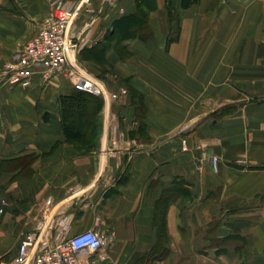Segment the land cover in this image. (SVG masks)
Masks as SVG:
<instances>
[{"label":"crops","instance_id":"0c3cea01","mask_svg":"<svg viewBox=\"0 0 264 264\" xmlns=\"http://www.w3.org/2000/svg\"><path fill=\"white\" fill-rule=\"evenodd\" d=\"M74 2L0 0V72ZM90 2L73 32L80 51L108 45L103 81L120 93L93 149L66 139L62 72L27 88L0 77V258L50 209L73 232L115 231L90 264H264V0H154L148 37L124 40L108 34L136 0ZM169 6L180 12L171 43Z\"/></svg>","mask_w":264,"mask_h":264},{"label":"built area","instance_id":"2783aa9c","mask_svg":"<svg viewBox=\"0 0 264 264\" xmlns=\"http://www.w3.org/2000/svg\"><path fill=\"white\" fill-rule=\"evenodd\" d=\"M113 2L104 0L103 6ZM90 5V0H75L71 6L58 4L53 16L42 24L25 49L4 63L0 77L11 85L27 88L37 74L47 82L62 72L75 88L103 96L109 109L120 93L110 91L102 79L81 65L78 59L80 46L73 32L76 19L84 10H90ZM122 92L126 93L125 90ZM183 144L186 149V140ZM212 162L217 169L218 157L213 156ZM51 203L52 199L48 198L46 205ZM6 205V200H2L0 216ZM71 220L70 216L47 209L35 228L23 235L15 256L10 260L0 258V264H90L92 254L106 248L116 238L114 230L73 232Z\"/></svg>","mask_w":264,"mask_h":264},{"label":"trees","instance_id":"16d2710c","mask_svg":"<svg viewBox=\"0 0 264 264\" xmlns=\"http://www.w3.org/2000/svg\"><path fill=\"white\" fill-rule=\"evenodd\" d=\"M154 0H136L138 9L132 14L118 17L113 22L114 31L108 35L119 40L141 35L147 38L148 34L143 33L147 27L148 11L153 7ZM198 0H181V7L186 8ZM172 27L168 35L169 43L178 40L180 28V12L178 8L168 7ZM110 37V38H111ZM106 44L98 42L91 48H84L79 52V62L88 71L94 73L100 79L106 81L101 68L105 62ZM86 62H92L99 66L101 75L97 74ZM106 107L103 96L79 90L71 87L68 92L59 97L60 124L69 142L79 143L85 152L90 151L97 145L98 136L103 125V111ZM236 110L235 105H227L220 110V115H227Z\"/></svg>","mask_w":264,"mask_h":264},{"label":"rangeland","instance_id":"374dc122","mask_svg":"<svg viewBox=\"0 0 264 264\" xmlns=\"http://www.w3.org/2000/svg\"><path fill=\"white\" fill-rule=\"evenodd\" d=\"M86 65L89 66V64H86ZM89 67H90V66H89ZM94 71H96L97 74L101 75L100 72H99V70L97 71V69H96V70H94ZM109 120H110V117H109Z\"/></svg>","mask_w":264,"mask_h":264}]
</instances>
